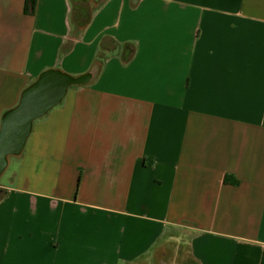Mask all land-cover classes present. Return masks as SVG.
Masks as SVG:
<instances>
[{
	"label": "crops",
	"instance_id": "0c3cea01",
	"mask_svg": "<svg viewBox=\"0 0 264 264\" xmlns=\"http://www.w3.org/2000/svg\"><path fill=\"white\" fill-rule=\"evenodd\" d=\"M25 6L0 130L44 73L86 84L0 160V264H264V0Z\"/></svg>",
	"mask_w": 264,
	"mask_h": 264
},
{
	"label": "water",
	"instance_id": "95a60500",
	"mask_svg": "<svg viewBox=\"0 0 264 264\" xmlns=\"http://www.w3.org/2000/svg\"><path fill=\"white\" fill-rule=\"evenodd\" d=\"M84 84V77L73 78L59 71L44 73L24 92L19 106L5 115L0 130V160L7 163L8 156L20 155L34 122L59 105L72 86Z\"/></svg>",
	"mask_w": 264,
	"mask_h": 264
},
{
	"label": "trees",
	"instance_id": "16d2710c",
	"mask_svg": "<svg viewBox=\"0 0 264 264\" xmlns=\"http://www.w3.org/2000/svg\"><path fill=\"white\" fill-rule=\"evenodd\" d=\"M37 3L38 0H26L25 13L27 15H33L36 11ZM226 181L227 183L228 182H233L234 184L238 183L237 181L232 180L230 177H228Z\"/></svg>",
	"mask_w": 264,
	"mask_h": 264
}]
</instances>
